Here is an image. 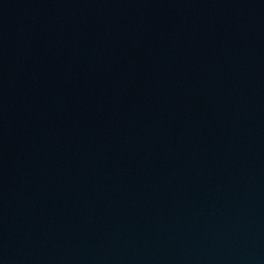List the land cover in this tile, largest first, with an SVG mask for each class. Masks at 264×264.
<instances>
[{
	"label": "water",
	"instance_id": "1",
	"mask_svg": "<svg viewBox=\"0 0 264 264\" xmlns=\"http://www.w3.org/2000/svg\"><path fill=\"white\" fill-rule=\"evenodd\" d=\"M0 264H264V0H0Z\"/></svg>",
	"mask_w": 264,
	"mask_h": 264
}]
</instances>
